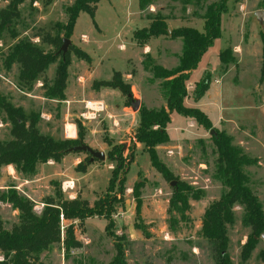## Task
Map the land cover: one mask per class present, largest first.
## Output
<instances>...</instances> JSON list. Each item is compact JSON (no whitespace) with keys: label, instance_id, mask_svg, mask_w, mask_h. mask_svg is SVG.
Listing matches in <instances>:
<instances>
[{"label":"rangeland","instance_id":"rangeland-1","mask_svg":"<svg viewBox=\"0 0 264 264\" xmlns=\"http://www.w3.org/2000/svg\"><path fill=\"white\" fill-rule=\"evenodd\" d=\"M72 1L51 0L46 4L47 0H23L17 5L19 16L7 25L17 33L16 39H28L45 51L54 47L42 42L43 35L58 34L60 46L64 38L70 40L66 51L69 65L64 99L43 96V84L53 79L59 58L29 90L18 89V65L6 69L3 64V56L14 41L5 29L0 37V97L26 114L38 115L40 133L55 140L79 141L102 151L104 159L89 161L86 152H70L58 163L49 160L37 165L42 168L38 171L36 167L35 173L26 177L14 168L9 174L4 170L7 165H1L0 195L13 187L32 201L33 211L40 214L44 200L54 195V183H57L65 200L79 197L90 207L97 201L113 205L114 232L126 238L127 264H214L210 247L199 230L205 208L225 191L214 177L213 138L217 134L230 137L234 146L255 160L243 170L264 210V79L260 80L264 23H259L254 14L264 11V0L229 1L221 14L220 36L190 72L184 105L204 112L211 126L206 129L193 118L170 114L169 141L157 146L156 152L171 179L152 167L143 145L135 140L139 113L131 108L127 95L118 85H126L142 107H164L165 94L160 80L145 69V55L164 68L175 67L182 42L174 37L173 31L187 26L202 32V14L217 0H143V9L139 6L140 0H98L94 18L81 12L67 38L62 32H55L53 25L66 21L64 8ZM9 3L10 0H0V10H7ZM155 14L162 17L164 33L145 43L139 42L134 32L146 29ZM224 49L230 50L233 59L227 65L218 56ZM79 51L87 53L89 60L79 58ZM208 76L207 91L195 101L194 84ZM85 101L101 102L104 110L93 120H85L82 116L86 111ZM3 116L0 110V141L10 138V126ZM69 124L75 126L74 138L65 137V128L72 129ZM119 161L122 167L112 177ZM79 163L85 167L84 171L78 168ZM70 180L74 188L63 191L62 182ZM179 182L202 191L203 197L189 199V209L183 214L172 211L175 225L169 226L168 201ZM242 215V207L235 204L233 223L227 226L230 264H264L258 256L264 247V233L257 238L249 258L241 260V248L249 233V228L241 222ZM61 220V237L65 226L72 222L74 237L81 247L69 249L64 255L62 243L54 244L40 255L37 264H88L89 260L106 264L112 259L113 239L105 231L104 218L94 216L82 223ZM17 222L18 210L0 200L1 227L10 230Z\"/></svg>","mask_w":264,"mask_h":264},{"label":"trees","instance_id":"trees-1","mask_svg":"<svg viewBox=\"0 0 264 264\" xmlns=\"http://www.w3.org/2000/svg\"><path fill=\"white\" fill-rule=\"evenodd\" d=\"M22 1L10 0L8 9L0 10V37L5 29L9 32L10 39L14 40L3 56V64L6 69H10L13 64L18 65L17 86L19 90L24 91V89L29 90L33 82L42 77L48 66L56 63L59 58L53 79L49 84H43L45 86L43 96L61 101L64 99L69 57L66 53L62 55L58 52L60 47L58 34L54 37H50L48 34L42 36V42L54 47L51 51H45L28 39H16L17 33L7 25L11 24L12 18L19 16L17 5ZM50 1L47 0L46 4H49ZM229 1L237 3L240 0H217L205 8L202 14V32L187 26L179 27L173 31L174 37L180 38L182 42L178 63L175 67L164 68L156 64L149 55H145L144 67L152 73L154 79L160 80L161 88L165 94V106L159 109L139 107V122L134 138L143 145L152 167L166 178L171 179L172 176L159 160L156 148L169 141L167 125L170 114L175 112L193 118L198 125L206 129L211 126L210 120L204 112L196 107L184 105V99L188 95L186 84L190 72L196 68L203 53L213 40L220 36L221 14L225 12ZM97 2L98 0H73L64 8L67 16L66 21L63 24L53 25L55 32H62L65 37L69 38L81 12L87 13L91 19L94 18ZM143 3V0L139 1L141 9L144 7ZM163 28L162 17L155 14L151 18L149 26L146 29L135 31L133 36L139 42L145 43L150 38L162 35ZM261 40L260 80H263L264 33L261 34ZM86 54L84 51H79L78 57L87 59ZM218 56L224 65H227L230 60L233 61L228 49L222 50ZM209 82L208 76L194 84L193 98L195 101L201 99L205 94ZM118 86L127 95L130 102L132 96L127 86L121 84ZM0 110L4 114V121L10 126V138L0 141V166L11 165L17 173L25 177L33 175L39 164H44L49 160L60 162L66 154L64 151L67 148L80 144L79 141L72 139L55 140L49 135L40 133L37 128L38 115L26 114L20 107L13 106L4 97H0ZM213 143L216 153L214 177L225 187V191L205 208L199 232L210 247L214 264H230L227 253V226L233 223V206L235 204L241 206L243 209L241 222L243 226L249 228V233L240 252L241 260L246 261L256 245L257 238L264 233V210L250 188L249 178L243 170L245 166L253 165L255 160L246 157L238 147L231 143V138L223 133L217 134V137L213 138ZM77 166L81 167V171H84L85 167L81 163ZM121 167L122 163L119 161L117 167L112 171V177ZM123 181L124 179H122ZM202 197V191L179 182L168 201L169 226L175 225L172 211L183 214L189 209V199L199 200ZM0 200L11 204L14 209L18 210V222L10 230L3 229L0 224V256L2 257L0 264H37L43 252L60 242L64 249V255L68 254L69 249L80 248L81 244L74 237L72 222L65 226L63 237H61V218L67 221L78 220L82 223L94 216L107 221L105 231L113 239L114 255L106 264H127L124 247L126 238L123 234L116 235L114 232L115 224L112 213L115 209L113 210L112 204H102L97 201L93 207H90L85 200L79 197L65 200L62 198L57 183H54V195L44 200L40 214L33 211L32 201L19 194L13 187H9L6 192H3L0 195ZM136 211L138 212V210ZM258 256L264 262V247ZM88 264L102 263L89 260Z\"/></svg>","mask_w":264,"mask_h":264},{"label":"water","instance_id":"water-1","mask_svg":"<svg viewBox=\"0 0 264 264\" xmlns=\"http://www.w3.org/2000/svg\"><path fill=\"white\" fill-rule=\"evenodd\" d=\"M254 14L259 23L261 24L264 23V11L263 10L256 11ZM167 31H169V29H167ZM69 44H70V40L64 38L62 40L61 46L58 49V52L64 55L67 51V47ZM130 106L134 111H137L140 106V101L138 99L131 98ZM75 151H82V152H86L87 154H89L90 156L89 161H92L93 159H100V160L104 159V153L102 151L93 150L92 148H90L88 145H85V144H79V145L69 147L64 152L70 153V152H75Z\"/></svg>","mask_w":264,"mask_h":264},{"label":"built area","instance_id":"built-area-1","mask_svg":"<svg viewBox=\"0 0 264 264\" xmlns=\"http://www.w3.org/2000/svg\"><path fill=\"white\" fill-rule=\"evenodd\" d=\"M84 108L86 111L82 116L85 118V120H93L94 118H96L99 112H102L104 110V105L98 101H85ZM69 125L72 126V129L70 131L68 128H65V137L74 138L76 135L75 126L74 124ZM61 188L63 191H70L74 188V183L71 180L63 181L61 184Z\"/></svg>","mask_w":264,"mask_h":264},{"label":"crops","instance_id":"crops-1","mask_svg":"<svg viewBox=\"0 0 264 264\" xmlns=\"http://www.w3.org/2000/svg\"><path fill=\"white\" fill-rule=\"evenodd\" d=\"M40 168H42V166H37V170L38 171L40 170ZM2 170H3V168H2ZM4 170H8V173L10 174L13 171V167L11 165H7V166L4 167ZM38 175H39V172H38V174L35 177H37Z\"/></svg>","mask_w":264,"mask_h":264},{"label":"bare ground","instance_id":"bare-ground-1","mask_svg":"<svg viewBox=\"0 0 264 264\" xmlns=\"http://www.w3.org/2000/svg\"><path fill=\"white\" fill-rule=\"evenodd\" d=\"M71 131V130H70Z\"/></svg>","mask_w":264,"mask_h":264}]
</instances>
